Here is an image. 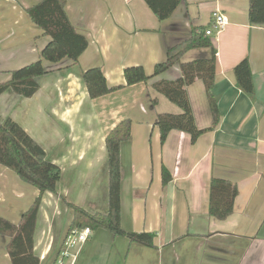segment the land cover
Returning a JSON list of instances; mask_svg holds the SVG:
<instances>
[{
  "label": "crops",
  "instance_id": "1",
  "mask_svg": "<svg viewBox=\"0 0 264 264\" xmlns=\"http://www.w3.org/2000/svg\"><path fill=\"white\" fill-rule=\"evenodd\" d=\"M41 0H0V83L10 71L40 57L50 41L26 8ZM249 0H184L173 15L159 20L145 0H66L67 13L89 45L77 63L65 58L44 61L31 97L12 90L0 95V122H19L61 168L57 193L42 197L35 231L40 264L60 256L74 210H109L106 135L120 121L132 120L131 137L121 144V224L127 231L152 232L154 245L131 241L99 228L73 248L64 264H264V25L251 24ZM215 9L228 18L226 28L211 37L217 49L213 94L220 122L192 142L172 130L162 141L159 113L182 109L154 87L174 79L179 65L99 98L90 97L83 70L101 66L109 85L125 84L124 68L143 65L151 75L167 49L193 27L210 26ZM209 48L186 52L182 61L208 57ZM251 62L255 95L237 85L235 66ZM200 128L213 124L202 79L188 86ZM156 100V101H154ZM166 168L172 179L163 181ZM213 177L238 185L234 211L225 219L209 212ZM40 194L39 189L0 165V215L18 223ZM10 237L0 234V264H12Z\"/></svg>",
  "mask_w": 264,
  "mask_h": 264
},
{
  "label": "trees",
  "instance_id": "2",
  "mask_svg": "<svg viewBox=\"0 0 264 264\" xmlns=\"http://www.w3.org/2000/svg\"><path fill=\"white\" fill-rule=\"evenodd\" d=\"M145 1L159 20L163 21L170 18L184 0ZM249 4L250 23L264 25V0H249ZM26 11L33 22L43 29L44 34L50 37V41L43 47L37 60L10 71V79L0 83V95L12 90L24 97L33 96L40 88L38 78L49 72L44 65L45 60L58 63L69 58L77 63L89 45L87 37L80 33L71 21L66 10V0H41L26 8ZM207 27H193L187 37L170 46L167 49L166 59L155 65L151 75L141 64L126 66L124 68L126 83L111 86L101 66L83 70V80L90 97L96 99L125 86L147 82L150 78L179 65L180 76L174 79H158L154 81L153 87L179 105L182 112L159 113L156 125L159 127L162 141L172 130H180L189 133L192 142H195L204 132L216 127L221 119L218 99L212 92L217 74V49L211 37L206 34ZM195 48H209L211 54L208 57L182 61L184 54ZM234 73L237 85L254 97L255 85L250 59L248 57L242 59L235 66ZM196 79H202L206 87L213 114V124L209 128L198 127L195 120L188 86ZM131 126L132 120L126 118L106 135L109 169L108 212L92 213L82 206L68 202L74 210L69 231L86 226L92 231L104 228L115 235L127 236L133 242L153 246L154 233L127 231L121 224V144L130 139ZM0 165L15 171L23 181L40 191L18 223L0 215V234L10 237L8 252L12 264H40V257L34 250L38 214L44 193L47 191L57 193L62 174L61 168L48 159L44 147L11 117L0 122ZM171 179L170 172L164 168V183H168ZM238 193L236 182L213 177L210 184V214L218 219L227 218L234 211Z\"/></svg>",
  "mask_w": 264,
  "mask_h": 264
},
{
  "label": "built area",
  "instance_id": "3",
  "mask_svg": "<svg viewBox=\"0 0 264 264\" xmlns=\"http://www.w3.org/2000/svg\"><path fill=\"white\" fill-rule=\"evenodd\" d=\"M228 25V18L220 9H215L212 14V22L206 29V34L209 37H215L222 32ZM93 231L90 227L76 228L68 232L63 241L60 256L54 264H64L65 258L71 255L70 251L76 246L86 243L91 237Z\"/></svg>",
  "mask_w": 264,
  "mask_h": 264
}]
</instances>
